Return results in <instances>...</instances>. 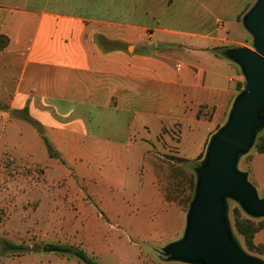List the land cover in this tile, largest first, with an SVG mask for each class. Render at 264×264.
<instances>
[{"label": "crops", "instance_id": "0c3cea01", "mask_svg": "<svg viewBox=\"0 0 264 264\" xmlns=\"http://www.w3.org/2000/svg\"><path fill=\"white\" fill-rule=\"evenodd\" d=\"M115 1L125 10L127 0ZM253 1L148 0L142 11L143 0H134L147 34L135 21L111 23L104 14L111 0H0V40L7 38L0 49V144L15 116L38 123V133L80 172L87 164L81 160L106 156L127 168L131 155L138 173L146 160L159 172L162 153L142 146L153 117L160 134L168 132L165 124L205 130L198 158L238 94L239 67L222 52L246 46L239 20ZM140 115L148 119L136 130ZM174 136V153L189 160L182 132ZM116 166L109 183L122 187L126 172Z\"/></svg>", "mask_w": 264, "mask_h": 264}, {"label": "rangeland", "instance_id": "374dc122", "mask_svg": "<svg viewBox=\"0 0 264 264\" xmlns=\"http://www.w3.org/2000/svg\"><path fill=\"white\" fill-rule=\"evenodd\" d=\"M133 3L134 0H127L125 10H119L117 1L111 0L110 9L104 14L114 24L133 25L135 21L149 34V26L139 24V21L142 23L140 12L133 10L138 4ZM147 3L148 0L141 2L142 11H146ZM144 14L148 12L142 13V17ZM245 34V47L252 49V37L246 31ZM239 75L238 88L244 84L240 68ZM151 118L153 121H148L150 133L146 134L142 146L152 153L161 152L166 167L155 172L148 168L146 160L143 172L138 173L135 170L138 161L133 155L127 168H124L125 163L115 164L106 156H99L95 162L81 160L82 166L87 164L80 172L78 162L68 161L50 141L49 150L33 124L13 116L14 127L9 126L8 136L1 139L0 144V264H85L74 254L45 252L46 245L82 250L100 264H184L167 261L160 252L183 237L196 185L195 168L201 161L197 158L199 144L205 130L193 133L165 124L168 132L160 134L161 122ZM147 119L140 115L136 130H140ZM12 131L14 137L10 138ZM179 131L182 132V148L189 159L184 162L173 150L174 135ZM260 136H264V130ZM157 140L166 148L162 149ZM140 142V134H135L131 144L137 146ZM74 143L75 140L70 142L68 148H73ZM116 165L126 172L122 175V187L109 183L111 169L117 170ZM238 167L250 174L249 182L263 198L264 154L254 145L241 158ZM235 209L241 210L237 203L229 201V217L236 232ZM243 214L244 217L246 214ZM261 222L264 223V219L257 220V224ZM262 230L256 233L254 243L263 250ZM238 237L245 247L244 239ZM5 242L24 249H6ZM250 253L264 260L259 251Z\"/></svg>", "mask_w": 264, "mask_h": 264}, {"label": "water", "instance_id": "95a60500", "mask_svg": "<svg viewBox=\"0 0 264 264\" xmlns=\"http://www.w3.org/2000/svg\"><path fill=\"white\" fill-rule=\"evenodd\" d=\"M242 26L252 37V49L233 47L222 54L240 68L244 89L195 168L196 185L183 237L160 252L170 262L264 264L245 249L229 217V201H233L249 218L264 219V197L238 167L264 130V0H255Z\"/></svg>", "mask_w": 264, "mask_h": 264}, {"label": "trees", "instance_id": "16d2710c", "mask_svg": "<svg viewBox=\"0 0 264 264\" xmlns=\"http://www.w3.org/2000/svg\"><path fill=\"white\" fill-rule=\"evenodd\" d=\"M7 40L6 37H2L0 40V49H2L4 41ZM244 84L241 83L238 92H240L243 89ZM33 126L42 134V131L40 130V127L38 126V123L33 122ZM219 126L217 130L220 128ZM216 130V131H217ZM44 141L48 144L49 150L51 151V147L49 145V141L44 138ZM209 143V142H208ZM208 143L206 145H208ZM207 148V147H206ZM255 148L257 151L261 154H264V136H260V134L257 137L256 143H255ZM205 152H203L198 158L199 160L204 159ZM180 161L184 162L186 161L185 159H180ZM235 216V228L236 232L239 236H241L244 239L245 242V247L249 252L253 250H257L260 252V254L264 255V248L263 250L257 247L254 243V238L256 233H258L260 230L264 229V223H258L257 220L249 218L248 216L243 217V212L239 209H235L234 211ZM243 214V215H242ZM5 248L9 250H23L24 247L20 245H15L10 242H5ZM43 250L45 252H58V253H65V254H74L77 256L79 259H81L85 264H100L96 262L94 259L89 257L84 251L74 249L71 247L67 246H58V245H46L43 247Z\"/></svg>", "mask_w": 264, "mask_h": 264}]
</instances>
